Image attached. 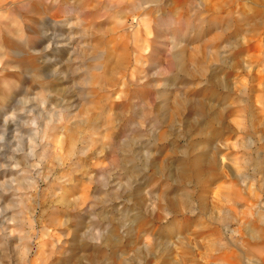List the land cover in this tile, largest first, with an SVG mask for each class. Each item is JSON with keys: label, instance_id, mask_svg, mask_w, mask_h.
<instances>
[{"label": "rangeland", "instance_id": "1", "mask_svg": "<svg viewBox=\"0 0 264 264\" xmlns=\"http://www.w3.org/2000/svg\"><path fill=\"white\" fill-rule=\"evenodd\" d=\"M0 5L24 82L0 108V133L22 124L42 144L46 121L10 119L24 98L72 109L62 123L57 107L58 149L41 145L32 179L22 160L0 161V264H264V0ZM31 48L39 75L21 68Z\"/></svg>", "mask_w": 264, "mask_h": 264}, {"label": "bare ground", "instance_id": "2", "mask_svg": "<svg viewBox=\"0 0 264 264\" xmlns=\"http://www.w3.org/2000/svg\"><path fill=\"white\" fill-rule=\"evenodd\" d=\"M23 3V2H22ZM26 3V2H25ZM1 6V5H0ZM9 6V5H8ZM15 6V5H14ZM26 7V6H25ZM138 7V6H137ZM5 8V7H4ZM23 11V10H22ZM17 15V14H16ZM21 16V15H20ZM168 21V20H167ZM13 22V21H11ZM26 23L25 25V29L23 28V30H19V36L20 39L25 42L26 47H29L33 42V38L31 37V35H28V32H26V30L30 27V25L28 26V21H24ZM164 22V21H163ZM166 23V21H165ZM168 23V22H167ZM166 23V24H167ZM173 23V22H172ZM161 24V23H160ZM170 26V25H169ZM53 27V25H52ZM2 28V27H1ZM39 28V27H38ZM55 28V27H54ZM168 28V27H167ZM171 28V27H170ZM35 29V28H34ZM163 29V27H162ZM165 30V29H164ZM9 31V30H8ZM58 32V31H57ZM7 33V32H6ZM11 33V32H10ZM161 33V32H160ZM3 32L0 31V108L2 109V107L4 106L3 104L8 100V98L11 95H14L17 91V89L24 83L23 82V78L18 75V74H22V71H18L16 73L14 72V67L10 66V61L7 59V56H9V51L13 50L12 46H11V41L4 39V36H2ZM163 34V33H162ZM11 35V34H10ZM35 35V34H33ZM38 35V34H36ZM176 36V35H175ZM63 38V35H58V34H53V37L50 39V44L48 45L46 51L47 53L50 54H54V55H61L62 50L60 48V42L59 40ZM15 40V39H14ZM68 40V39H67ZM68 45L72 44V39H69L67 41ZM19 43V42H18ZM36 43V42H35ZM179 43V42H178ZM24 45V44H23ZM35 47V46H34ZM38 47V46H37ZM32 49V48H31ZM33 50V49H32ZM5 51V52H4ZM34 51V50H33ZM39 52V51H38ZM38 52H27V54L25 55L26 57L20 62L21 68L23 71H25V75L26 72H33L35 73V75H39L40 69L37 66V59L36 56H39ZM75 52V51H74ZM21 53V52H20ZM178 54V53H177ZM53 55V56H54ZM180 55V54H178ZM23 56V55H22ZM58 56V55H57ZM15 57V56H14ZM20 57V54H19ZM48 57H51L48 56ZM47 57V58H48ZM79 57V56H78ZM180 57V56H179ZM80 58V57H79ZM178 58V57H175ZM183 56L181 57L182 60ZM13 59V58H12ZM60 59V58H59ZM75 59V58H74ZM184 59V58H183ZM51 62L52 61H56V57H51L49 59ZM185 62V59L182 60ZM180 61V64L181 62ZM179 62V61H178ZM183 62V64H184ZM13 63V62H12ZM45 63V62H44ZM58 64V63H57ZM56 64V65H57ZM23 66V67H22ZM178 66V65H177ZM180 67V66H179ZM183 66H181V69ZM185 67V66H184ZM19 68V67H18ZM187 68V66H186ZM185 68V69H186ZM20 69V68H19ZM180 69V68H179ZM180 69V70H181ZM189 69V68H188ZM187 69V70H188ZM13 70V72H12ZM190 70V69H189ZM58 68L55 69V71L51 72V76L53 78H57V72H58ZM182 71V70H181ZM180 71V72H181ZM185 72V70H183ZM60 72V71H59ZM191 72V71H190ZM183 73V72H182ZM186 73V72H185ZM184 73V74H185ZM31 74V73H30ZM60 74V73H58ZM189 74V73H186ZM48 75V74H47ZM35 77V76H34ZM42 77V75H41ZM44 77V76H43ZM16 79V80H15ZM45 79V77H44ZM32 80V79H31ZM36 80V79H35ZM50 82H44V93L47 92H52V88L49 85ZM32 84V82H31ZM32 89V88H31ZM27 90V89H26ZM33 90V89H32ZM43 92V91H42ZM40 94V93H39ZM34 95V94H33ZM40 96V95H39ZM67 96V95H66ZM27 97V96H26ZM14 98V97H13ZM52 98V97H51ZM51 98L50 96L48 97H43V95L40 96V99H35V100H31V99H23L21 101L18 102V104H20L22 106V109H16L14 112H11L12 115L10 117V119L13 121V123L16 124V122L13 120L15 117H18L20 119H22L21 115L22 113L24 114V116L28 117V121L30 122V124L32 126H35L36 128L41 124V121L43 122L46 121V123L44 124V127L40 130V134L42 135V144H44V142H46L45 144L48 143V145H51L52 148L54 150L58 149L57 146L54 144L53 142V135L51 136L50 133H53L56 129H57V122H56V112H57V107L59 112L58 114L61 115L62 117V123H66L67 121H69V117L65 116L67 115L72 109H71V104L68 103V101L66 99H63L61 102H59L58 105L55 106V108H50V105L52 107H54V103L51 102ZM39 101L41 102L39 105L34 106V108H30L31 105H35V101ZM19 106V105H18ZM181 106V104H180ZM13 107V106H11ZM182 107V106H181ZM197 107V113L201 116H204L203 113V105L199 104L197 106H195V108ZM8 108V107H7ZM42 110V112H41ZM20 112L21 114L17 115V112ZM5 112V111H4ZM8 112V111H7ZM205 117V116H204ZM3 118V117H2ZM7 118V117H5ZM1 119V118H0ZM9 119V120H10ZM21 121V120H20ZM27 122V121H26ZM6 123H8V119L6 120ZM57 123V124H56ZM61 123V124H62ZM5 124V123H4ZM3 124V125H4ZM14 124V125H15ZM60 125V123H59ZM58 125V127H59ZM17 126V124L15 125ZM7 127V126H6ZM24 126H22V124L20 126L15 127V134L13 135L12 138H8L5 134H1L0 136V151L2 152L3 157L0 158V161L2 162V164H6L3 166H11L12 163H17L19 162V160L22 162L20 163L21 166H23V171L24 174H26L28 176L29 179H32L34 175L38 174L37 172H39V166H38V159L40 158V153L38 151V149L41 147V143H38L35 138H33L31 135L28 134V137L25 136L24 134ZM2 128V127H1ZM5 129V126L3 127ZM12 129V128H11ZM14 129V128H13ZM3 130V129H1ZM28 132V131H27ZM3 133V132H2ZM39 135V134H38ZM55 136V135H54ZM128 145L124 144L123 145V149H127ZM123 151V150H122ZM128 152V151H127ZM126 152V153H127ZM203 153V152H202ZM128 157V156H127ZM132 159V158H131ZM203 161V157H199L198 159H195L192 163V165L195 166V170H200L201 167V163ZM14 163V164H15ZM264 163L260 162L257 163V168L261 169L263 168ZM256 167V166H255ZM28 178H24L23 181L26 182V180ZM37 187V186H35ZM38 188V187H37ZM25 189V188H24ZM26 190V189H25ZM33 190V189H32ZM27 192V191H26ZM29 193V192H28ZM22 195V194H21ZM29 195V194H28ZM24 197V196H23ZM27 197V194H26ZM24 199V198H23ZM189 200V199H188ZM25 203V202H24ZM114 233H110L109 236L106 239V242L109 243H113V239H114ZM106 238V237H105ZM104 241V239H103ZM80 244V243H79ZM81 245V244H80ZM81 247V246H80ZM99 249V248H98ZM103 250V249H102Z\"/></svg>", "mask_w": 264, "mask_h": 264}]
</instances>
